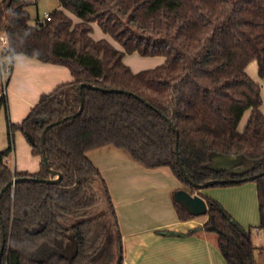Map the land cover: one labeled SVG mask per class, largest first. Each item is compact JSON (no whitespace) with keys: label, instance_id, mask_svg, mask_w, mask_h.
<instances>
[{"label":"trees","instance_id":"16d2710c","mask_svg":"<svg viewBox=\"0 0 264 264\" xmlns=\"http://www.w3.org/2000/svg\"><path fill=\"white\" fill-rule=\"evenodd\" d=\"M36 1L0 0V32L7 37L0 58L11 64L23 54L64 66L71 80L42 93L20 121L6 120L0 264H101L107 225L120 240L107 183L87 155L105 146L126 151L146 168L168 167L191 194L253 181L264 232V111L260 84L245 71L255 60L264 78V0H58L48 20L32 23L28 6ZM92 23L120 48L93 38ZM131 53L164 60L134 72L123 61ZM0 107L6 109L4 93ZM56 121L43 145L49 168L61 177L39 181L57 178L45 168L40 143L44 127ZM15 132L39 157L38 170L12 169L3 160ZM215 155L234 158L239 169L213 165ZM12 178L17 181L7 185ZM214 179L219 182L208 185ZM201 196L207 219L189 233L215 234L226 264H256V249L264 264V235L256 246L250 226H242L216 199ZM103 197L107 209L86 217ZM175 209L180 220L193 217L178 204ZM121 263L120 247L116 264Z\"/></svg>","mask_w":264,"mask_h":264},{"label":"crops","instance_id":"0c3cea01","mask_svg":"<svg viewBox=\"0 0 264 264\" xmlns=\"http://www.w3.org/2000/svg\"><path fill=\"white\" fill-rule=\"evenodd\" d=\"M11 64L5 87L0 78V97L3 93L6 97V109L0 107V151L8 146L7 118L12 122L20 121L42 93L71 80L66 67L43 63L23 54H16ZM245 71L258 82L255 60L247 64ZM260 95L259 109L264 111L262 91ZM249 114V109L243 113L239 130L243 129ZM15 136L24 139L20 132H15ZM14 137L12 149L3 160L8 164L13 155V169L38 170L40 160L31 154L30 146L29 154L33 158L28 163H18ZM88 154L104 177L114 206L120 234L121 264H226L217 247L215 234L189 233L206 221V214L185 220L177 217L172 196L182 186L168 167L146 168L126 151L112 146L94 149ZM250 188L253 191L255 186L245 182L220 190L202 188L195 193L216 199L240 223L239 216L245 212V198L240 195ZM225 191L228 196L224 195Z\"/></svg>","mask_w":264,"mask_h":264},{"label":"rangeland","instance_id":"374dc122","mask_svg":"<svg viewBox=\"0 0 264 264\" xmlns=\"http://www.w3.org/2000/svg\"><path fill=\"white\" fill-rule=\"evenodd\" d=\"M59 8V2L58 0H37L35 3H32L30 6H28V10L31 15V22H35L36 18L41 19L43 17L44 12H50L52 9ZM68 13V12H67ZM69 14V13H68ZM70 17L74 22L77 21V19L69 14ZM93 27V32H92V37L97 39V38H106L109 40L115 47L120 48L117 43H115L108 35L104 34L101 32L99 27L95 24L92 23ZM2 32H0V35ZM163 57L161 56H147L143 57L138 55L137 53H131V54H126L123 58V61L126 65H128L132 71L136 72L142 69L146 68H151L154 67L160 63L163 62ZM8 76V75H7ZM258 82L260 84V91H262L263 96H264V78L258 77ZM263 88V89H262ZM262 102V100H261ZM22 138V137H21ZM20 140H22L20 142ZM14 142L16 144V150H17V161L18 163L20 162H25L28 163L31 159V155L29 154V145L27 141L24 139H17V137H14ZM89 155V154H87ZM222 159L221 156H213V165H224L227 167H230L232 169H239V165H236V161L232 157H223ZM222 159V160H221ZM8 165L13 169L14 167V162H13V155H11L10 160L8 161ZM246 184H253L255 186L253 181H245ZM243 182V183H245ZM242 183V184H243ZM238 185V184H237ZM228 186H236V185H228ZM227 186H220V185H215V186H208L206 187L207 189L211 188H217L220 190L221 188H225ZM255 190V191H254ZM250 188L248 191L245 189L244 194L242 193L240 195L241 198H245V212L244 215L239 216V219L241 218L242 222L241 225L244 227H251V235L253 242L255 243L256 246H260L263 242V229L260 228L258 225L260 223V212L258 209V201L256 197V189ZM222 192V191H221ZM228 191H225V196H228L227 194ZM223 194V192H222ZM107 209V204L106 200L103 197L101 201L88 209V213L86 217H92L96 216L99 214H102L105 210ZM263 215H264V208H263ZM203 215H200L199 217L201 218ZM74 219H71V222H73ZM214 236V235H213ZM118 239H117V234H116V229L114 228L113 225H107V251L102 259L101 264H116L117 258H118ZM72 243V240L69 239V244ZM255 255H256V264H260L262 260V255L259 251V249L255 250Z\"/></svg>","mask_w":264,"mask_h":264},{"label":"water","instance_id":"95a60500","mask_svg":"<svg viewBox=\"0 0 264 264\" xmlns=\"http://www.w3.org/2000/svg\"><path fill=\"white\" fill-rule=\"evenodd\" d=\"M83 86H86L87 88H95L94 86L90 85V84H80V89L83 87ZM115 91L117 92H120L121 90L119 89H115ZM129 93V92H127ZM81 109V108H80ZM80 109L78 110V112L80 111ZM73 115L69 116V117H72ZM65 119V118H64ZM59 123V121H56V122H53V123H50V124H47L44 129L42 130L41 132V135H40V143H41V151H42V160L45 164V168L48 172L50 173H53V174H57V178L54 180V179H36V180H39V181H45V182H52V181H56V180H59L60 177H61V174L57 171H54L52 169L49 168V165H48V162H47V159L44 155V136H45V132L46 130L51 127L52 125L54 124H57ZM179 164V167L181 169L182 172H184V169H183V166L181 165L180 162H178ZM248 179L247 177L246 178H243V180H246ZM17 181V179L15 178H12L10 180V182L7 184V185H13L15 182ZM223 182H227L228 180H222ZM231 182H238L240 181V179H230ZM219 180L217 179H214V180H210L208 182V185H213V184H216L218 183ZM6 188V186L4 188H2V191ZM2 191L0 192V196L2 194ZM173 200L176 204H178V206L182 207L183 209L186 210L187 213L193 215V216H199V215H204L207 213V203L205 201V199L200 196L199 194L197 193H189L187 190L183 189V188H179V189H176L174 192H173ZM1 239H2V244L0 246V263H1V255H2V248H3V242H4V231L3 229L1 230ZM118 250L120 248V242L118 241Z\"/></svg>","mask_w":264,"mask_h":264},{"label":"built area","instance_id":"2783aa9c","mask_svg":"<svg viewBox=\"0 0 264 264\" xmlns=\"http://www.w3.org/2000/svg\"><path fill=\"white\" fill-rule=\"evenodd\" d=\"M43 19H49V13L44 12L43 17L41 19H37L35 23H40ZM0 48H7V37L2 33L0 35ZM12 66L9 62L4 61L2 58H0V78L2 81L3 87H5L7 75L11 72Z\"/></svg>","mask_w":264,"mask_h":264},{"label":"clouds","instance_id":"9594fccd","mask_svg":"<svg viewBox=\"0 0 264 264\" xmlns=\"http://www.w3.org/2000/svg\"><path fill=\"white\" fill-rule=\"evenodd\" d=\"M39 53H36V55H38Z\"/></svg>","mask_w":264,"mask_h":264}]
</instances>
